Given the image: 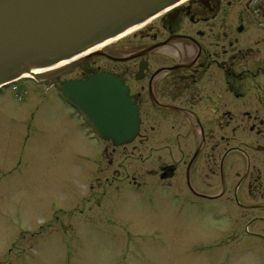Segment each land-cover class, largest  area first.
Masks as SVG:
<instances>
[{"label":"rangeland","instance_id":"374dc122","mask_svg":"<svg viewBox=\"0 0 264 264\" xmlns=\"http://www.w3.org/2000/svg\"><path fill=\"white\" fill-rule=\"evenodd\" d=\"M81 71L0 90V264H264L252 213L237 220L243 211L226 199L190 206L184 176L160 179L159 141L117 151L126 173L105 172L91 189L103 146L61 95ZM157 132L156 120L142 134Z\"/></svg>","mask_w":264,"mask_h":264},{"label":"flooded vegetation","instance_id":"af4514ba","mask_svg":"<svg viewBox=\"0 0 264 264\" xmlns=\"http://www.w3.org/2000/svg\"><path fill=\"white\" fill-rule=\"evenodd\" d=\"M101 53L69 80L109 74L124 83L141 119L132 145L159 141L160 179L184 176L190 206L226 199L228 209L243 211L233 212L237 220L252 213L256 238L263 239L264 0H183ZM156 120L157 136H144ZM90 136L103 146L87 173L94 191L96 183L104 186L105 172L118 167L115 180L126 173L123 164L115 166L116 154L129 146ZM109 181L105 187H113ZM133 182L140 187L137 177ZM215 183L219 193L211 196Z\"/></svg>","mask_w":264,"mask_h":264},{"label":"water","instance_id":"95a60500","mask_svg":"<svg viewBox=\"0 0 264 264\" xmlns=\"http://www.w3.org/2000/svg\"><path fill=\"white\" fill-rule=\"evenodd\" d=\"M180 1L0 0V89L22 78L40 84L54 80L100 56L101 52L88 53L96 46ZM49 68L56 69L34 73ZM61 92L101 140L120 148L140 135L139 109L116 77L94 74L64 81Z\"/></svg>","mask_w":264,"mask_h":264},{"label":"bare ground","instance_id":"6f19581e","mask_svg":"<svg viewBox=\"0 0 264 264\" xmlns=\"http://www.w3.org/2000/svg\"><path fill=\"white\" fill-rule=\"evenodd\" d=\"M134 30H136V29H133V30L127 32L126 34L120 36L119 38H116V39L110 40V41H108V42H106V43H104V44H102V45H100V46H98V47H96V48L90 50L88 53H92V52H95V51H98V50H102V49L104 48V46L107 45L108 43L115 42V41H117V40H119V39H121V38H124V37H126L127 35H129L130 33H132ZM64 64H66V63H64ZM64 64H61V66L59 65V66H57V67H62V65H64ZM53 69H56V68H49V69H46V70H44V69H39V70L34 71V73H35V74H40V73H44V72H46V71H51V70H53Z\"/></svg>","mask_w":264,"mask_h":264}]
</instances>
